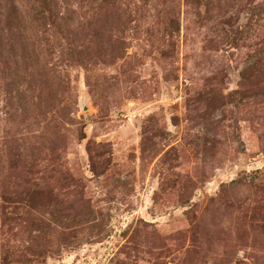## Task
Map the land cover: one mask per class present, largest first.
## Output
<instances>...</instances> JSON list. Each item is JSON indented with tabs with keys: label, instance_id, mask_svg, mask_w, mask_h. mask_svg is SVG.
Masks as SVG:
<instances>
[{
	"label": "rangeland",
	"instance_id": "374dc122",
	"mask_svg": "<svg viewBox=\"0 0 264 264\" xmlns=\"http://www.w3.org/2000/svg\"><path fill=\"white\" fill-rule=\"evenodd\" d=\"M0 264H264V0H0Z\"/></svg>",
	"mask_w": 264,
	"mask_h": 264
}]
</instances>
